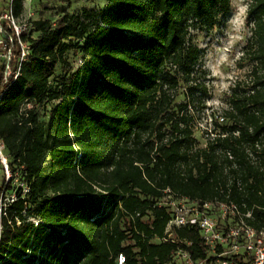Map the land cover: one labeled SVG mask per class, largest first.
Listing matches in <instances>:
<instances>
[{"label": "trees", "instance_id": "1", "mask_svg": "<svg viewBox=\"0 0 264 264\" xmlns=\"http://www.w3.org/2000/svg\"><path fill=\"white\" fill-rule=\"evenodd\" d=\"M23 1L12 0L15 17ZM104 2L28 21L20 74L2 84L0 65V138L29 186L1 215L0 264H117L119 254L124 264H176L177 250L213 264L197 226L167 237L171 210L160 201L170 190L200 208L233 202L264 225V0L247 9L250 85L231 87L225 121L213 120L204 145L186 99L204 88L191 30L214 26L230 0ZM234 222L227 215L218 227ZM250 263L244 252L230 258Z\"/></svg>", "mask_w": 264, "mask_h": 264}, {"label": "rangeland", "instance_id": "2", "mask_svg": "<svg viewBox=\"0 0 264 264\" xmlns=\"http://www.w3.org/2000/svg\"><path fill=\"white\" fill-rule=\"evenodd\" d=\"M251 0H230L231 10L229 13L217 20L212 27L199 26L191 30L192 40L200 48L199 60L196 64L194 77L204 88L192 98L186 96L191 101L190 111L194 115L193 129L194 134L199 140L200 145H204L209 131L212 129L213 120L217 117L218 121L223 123L221 113L227 107L226 99L231 87L236 81H241V85L247 87L250 85L251 63L245 56L247 39L250 36V26L247 24V9ZM105 4L104 0H24L21 14L15 19L18 26L30 20L49 19L55 22L65 8L70 13H80L82 9H99ZM9 0H0V21L4 34H10L8 26L11 20L5 18L4 14L8 12ZM242 21V23H240ZM13 55L17 51V44H9ZM7 49L0 47V52H6ZM0 57V65L3 61ZM68 60L75 65L77 57L72 51L67 54ZM12 56L11 61H14ZM184 91V87L179 92ZM185 94L180 93L178 100L183 99ZM34 105V102L28 101L22 108L26 109ZM48 106L40 105L37 107L40 118L47 117L46 110ZM9 159V158H8ZM3 180V174L0 172V181ZM19 170L12 184L15 188L22 183ZM211 215L218 216V212L211 211ZM36 222L37 220L34 219ZM169 237V235L167 236ZM176 264H186L180 256H175Z\"/></svg>", "mask_w": 264, "mask_h": 264}, {"label": "built area", "instance_id": "3", "mask_svg": "<svg viewBox=\"0 0 264 264\" xmlns=\"http://www.w3.org/2000/svg\"><path fill=\"white\" fill-rule=\"evenodd\" d=\"M9 14L5 13V18L11 20L8 24L11 33L4 34L0 21V47L7 49L6 52H0L3 61V82L7 83L10 79H16L20 74L21 65L27 58L29 47L26 42L22 41L20 34L27 31L29 22L18 26L12 14V0H9ZM17 18V17H16ZM16 42L17 51L13 55L11 46ZM14 56V61H11ZM1 97V94H0ZM8 154L5 144L0 138V172L3 174V180L0 181V234L2 230L1 215L5 214L6 207L17 199L16 192L21 187L24 194L29 191L28 184L24 181L18 183L17 188L12 185L17 175V171L13 172L10 167ZM11 183V187L8 184ZM160 204L169 206L171 210V219L169 220L166 232L170 237L173 227H181L186 225H195L199 229L200 236L204 243L207 244L214 255L213 264H230L232 255L240 252L246 253L251 257L250 264H264V225L260 228L248 224L240 212L238 205L227 201H205L201 208L196 202L188 201L186 198L178 197L170 190H167L165 196L161 199ZM213 206L217 207L218 216L210 214ZM227 215H233L235 222L230 224L226 231L218 227L219 218L225 220ZM250 216V213L244 214ZM222 247L218 251L217 246ZM176 255L182 257L186 264H202L194 262L190 255L184 251L177 250ZM125 258L122 254L117 257V264H124Z\"/></svg>", "mask_w": 264, "mask_h": 264}, {"label": "clouds", "instance_id": "4", "mask_svg": "<svg viewBox=\"0 0 264 264\" xmlns=\"http://www.w3.org/2000/svg\"><path fill=\"white\" fill-rule=\"evenodd\" d=\"M240 23H242V21Z\"/></svg>", "mask_w": 264, "mask_h": 264}]
</instances>
